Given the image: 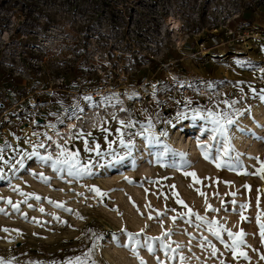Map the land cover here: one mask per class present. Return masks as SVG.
I'll return each instance as SVG.
<instances>
[{
  "label": "rangeland",
  "instance_id": "obj_1",
  "mask_svg": "<svg viewBox=\"0 0 264 264\" xmlns=\"http://www.w3.org/2000/svg\"><path fill=\"white\" fill-rule=\"evenodd\" d=\"M89 1L0 0V44L19 40L8 57L11 64L20 68L31 63L29 54L21 53L23 38L31 31L41 32L43 20L54 18L64 28L74 27L81 20L75 11L87 7ZM114 1L129 6L142 2L100 0L96 5L108 3L112 10L119 7ZM158 2L161 14L173 9L190 11L195 5L194 0ZM199 7L233 12L237 15L234 24L264 25V0H212L211 4L201 0ZM192 45L182 48L184 56ZM33 54L46 57L47 66L57 60L63 70L68 69L62 74L70 87L75 86L70 79L73 69L88 70L98 62L106 68L103 74L111 75L112 92L103 99L92 98L90 103L86 101L91 97L80 85L73 89L70 100L65 89L41 92L36 98L45 103L44 126H35L24 137L10 126L12 136L0 143V264H64L77 256L83 259L86 252L90 253L87 264H264L260 227L264 225V42L241 57L204 60L203 66L187 76L197 81L189 97L181 101L159 96L165 88L166 65L171 61L176 65L180 58L170 45ZM175 69L173 78L180 79L191 67L181 61ZM47 73L44 70V76ZM143 77L147 81L142 87L156 101L151 108L134 96ZM44 79L41 75V81ZM0 80L18 97L29 90L30 83L5 73L0 72ZM200 88H205L206 96L199 94ZM98 105L108 106L107 113H96L88 126L73 128L76 123L68 122ZM251 107L255 114L249 112ZM208 113H227L234 120L227 126V156L218 158L223 137L215 134L211 139L215 125L206 118ZM129 122L132 127H127ZM149 125L158 137L151 145L146 133L138 134ZM162 132L167 135H160ZM63 133L68 134L60 135ZM120 137L134 142L131 155L121 146ZM196 139L197 153L190 155L188 148ZM244 139L252 140L253 148L245 149ZM180 142L185 146L182 149ZM86 146L93 150L87 151ZM62 149L78 153L81 165L87 164L90 172L69 175L64 165L54 169ZM42 156L52 160L44 162ZM210 228L219 231V239ZM228 231L234 236L244 234L235 254ZM129 234L140 243L134 245Z\"/></svg>",
  "mask_w": 264,
  "mask_h": 264
},
{
  "label": "built area",
  "instance_id": "obj_2",
  "mask_svg": "<svg viewBox=\"0 0 264 264\" xmlns=\"http://www.w3.org/2000/svg\"><path fill=\"white\" fill-rule=\"evenodd\" d=\"M94 2V3H93ZM100 0H91L87 7L77 9L80 21L76 22L74 27L60 25L56 19L43 20L41 32L31 31L23 38L24 46L21 53L29 54L31 62L25 68H20L11 64L8 57L11 56L12 46L17 45L19 40L9 43L3 40L0 44V72L5 73L9 78L24 80V83H30L27 92L16 96L12 94L10 85L0 80V142L3 143L8 138L10 126H15V131L21 137L31 135L35 126L46 123L45 103H39L37 96L41 92L51 93L52 90L64 91L65 97L70 100V95L75 92L76 86H82L84 94L99 99L111 93V75H104L106 70L102 65L93 61L91 68L73 69L71 81L75 86H68L65 82L63 66L59 61L47 66L46 57L36 56L37 52H54V51H71V50H88V49H105V48H122V47H139V46H156L170 45L180 58L171 61L166 65L163 73L162 84L165 88L159 94L161 100L181 101L189 97L191 86L194 79H187V76L203 66L204 60L224 61L232 56H242L251 52L253 47L264 42V27L257 24L238 23L233 21L237 18L233 12L225 9L218 10L207 8L201 9L199 5L201 0H194V7L189 10H172L165 13H159L158 0H142L141 4L129 6L126 2L114 1L119 7L110 10V4L104 3L96 5ZM211 4L212 0H208ZM122 7V8H121ZM109 9V10H107ZM84 12L86 14H84ZM83 14V15H82ZM30 19L29 14H24ZM33 26H37L33 24ZM31 29V28H30ZM29 29V30H30ZM193 43L187 55L181 52L183 47ZM20 56L18 55V60ZM95 61L97 59H94ZM83 62V60H81ZM181 61L188 62L191 69L188 74L181 76L180 79H174L175 67ZM32 73H30V67ZM48 67V68H47ZM47 74L44 76V70ZM65 71V72H67ZM30 73V74H29ZM55 75H49V74ZM41 75L46 79L41 81ZM103 76H106L103 78ZM152 77V76H151ZM143 77L137 83V90H134V96L140 98L146 107H152L156 101L151 94L142 87L147 81ZM200 95H205V88L197 89ZM103 99V98H102ZM39 103V104H38ZM152 105V106H151ZM108 107V106H107ZM107 107L98 105L93 108L84 110V115H76L68 122H75L73 128L88 126L93 122L96 113L99 115L106 114ZM119 112V108H116ZM68 122H64L67 130ZM52 131L54 126H49ZM63 128L60 129V131ZM72 130V129H70ZM50 131V132H51ZM54 132V131H53ZM55 133V132H54ZM63 133L60 135H67ZM68 137V136H65ZM53 145V144H52Z\"/></svg>",
  "mask_w": 264,
  "mask_h": 264
},
{
  "label": "snow or ice",
  "instance_id": "obj_3",
  "mask_svg": "<svg viewBox=\"0 0 264 264\" xmlns=\"http://www.w3.org/2000/svg\"><path fill=\"white\" fill-rule=\"evenodd\" d=\"M233 104L235 103L234 101L232 102ZM123 110V109H122ZM185 114H181V116H184ZM206 118H211V122L215 125V127L212 129V132L214 133V135L211 137V139H215L216 135L215 134H219L220 136L223 137V152H220L219 149L217 150L218 152V158L222 157V156H227L229 151H230V140L227 134V126L228 125H232L234 123V120L232 119V116L227 114V113H222L219 115H213L212 113H208V117ZM121 125L124 126V122L121 121ZM132 123L129 122L127 124V127H132ZM146 133V135H145ZM141 135H145V139L148 141V143L151 145L154 142L158 141V137L152 133L151 131V125L148 126L147 129L144 130V132L142 133H138ZM133 135H137V133H134ZM160 135H167V133H160ZM120 140V144L121 146H123L126 149V154L127 155H131L133 148L135 147L134 142L132 140H128L125 141L122 137L119 138ZM40 147H43V145H40ZM109 147L111 148V145H109ZM165 149L167 150V146H165ZM86 150L87 151H92L93 149H89L86 146ZM97 153L99 154V146H96ZM35 154V153H33ZM109 155H114L116 159H123L122 156H118L115 155L114 153H109ZM0 156H2V150H0ZM40 159L44 162H47L49 160H52L51 156H42L40 157ZM57 165H64L67 167V171L69 175H82V174H87L88 172H90V168L87 164L81 165L80 160H79V154L75 153V152H67L66 150H61V152L59 153L58 157L55 159V161L53 162V168L55 169ZM262 174H264V169L261 170ZM188 174V173H186ZM194 176V174H192ZM95 191L99 192L98 189H96ZM101 196L104 195L103 193H99ZM233 195H235L233 193ZM38 199V198H37ZM179 203L183 204L182 201H180ZM57 207H61V205H56ZM15 207V206H14ZM29 207H31V205H29ZM210 208V206H208ZM242 207H246V205L242 206ZM208 210V209H206ZM41 212H43L44 210L41 208L40 209ZM191 214V212H190ZM198 219H201L200 217H197ZM151 219V217H150ZM241 219H245V217H243V215L241 214ZM212 224L215 225L216 221H212ZM261 236L264 237V225H261ZM210 231L213 232V235H215L218 239L220 237V233L219 231H216L213 228H210ZM164 236H168V233H163ZM243 232H238L234 234L231 231H228V236L230 239H232V251L235 254L237 247L239 246V244H241L242 241V237H243ZM135 236H139V233L135 234ZM129 239L133 240V234H129ZM153 240H158L160 239L159 237H154L152 238ZM140 242L139 240H133V244L134 245H138ZM124 247H128V245H124ZM166 247V246H165ZM149 250L151 251V246L149 245ZM215 248H213V254H215ZM241 256L244 255V253H240ZM90 257V253L86 252L84 253V258L82 259L81 257L77 256L75 258H72L68 261H65L64 264H87V260ZM9 264H11V262H9Z\"/></svg>",
  "mask_w": 264,
  "mask_h": 264
},
{
  "label": "bare ground",
  "instance_id": "obj_4",
  "mask_svg": "<svg viewBox=\"0 0 264 264\" xmlns=\"http://www.w3.org/2000/svg\"><path fill=\"white\" fill-rule=\"evenodd\" d=\"M249 112L251 113V114H253L254 113V108H250L249 109ZM255 114V113H254ZM191 133V132H190ZM190 133H187L186 134V136L188 137V136H190ZM193 133V132H192ZM189 138V137H188ZM191 138V137H190ZM189 140H191V139H189ZM188 140V141H189ZM198 141H199V139H196L195 140V142H194V144H191L190 146H189V151H190V155H195L196 153H197V150H198V147L196 146L197 144H198ZM189 143H191V142H189ZM253 144H254V142L252 141V140H250V139H244V142H243V146L245 147V149H247V150H250L251 148H253ZM188 145V144H187ZM185 146L183 145V143H179V149H182V148H184ZM187 147V146H186ZM147 153H149L150 154V152L149 151H146ZM263 189H264V186H263Z\"/></svg>",
  "mask_w": 264,
  "mask_h": 264
},
{
  "label": "crops",
  "instance_id": "obj_5",
  "mask_svg": "<svg viewBox=\"0 0 264 264\" xmlns=\"http://www.w3.org/2000/svg\"><path fill=\"white\" fill-rule=\"evenodd\" d=\"M256 24L264 27V25H261L259 22H258V23L256 22ZM55 96H56L55 98L57 99L58 96H57V95H55ZM90 101H93V99H92V98H90L89 100L87 99L86 102H89V103H90ZM12 126H13V125H12ZM12 126H11V127H12ZM9 130H10V129H9ZM9 132H10V131H9ZM9 132H8V133H9ZM11 134H12V133H11ZM11 134H8L9 136H8L7 140L9 139V137L12 136ZM16 134H17V133H16ZM0 143H1V142H0ZM3 143H4V142H3Z\"/></svg>",
  "mask_w": 264,
  "mask_h": 264
}]
</instances>
